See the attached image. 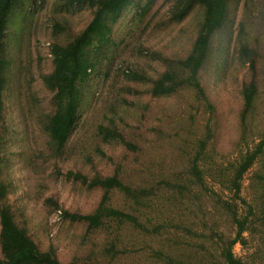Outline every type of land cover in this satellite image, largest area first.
<instances>
[{
	"label": "trees",
	"instance_id": "1",
	"mask_svg": "<svg viewBox=\"0 0 264 264\" xmlns=\"http://www.w3.org/2000/svg\"><path fill=\"white\" fill-rule=\"evenodd\" d=\"M42 1L45 0H0V264H62L53 252L41 251L27 226L19 221L9 199L10 185L2 176L4 170L11 168L17 154L8 143L13 137L10 135L13 115L7 111L6 104L11 100L7 93L19 76L7 45L9 27L16 18L26 16ZM134 2L53 1L52 11H49L52 68L47 74L40 75L47 96L43 99L46 107L38 116L39 128L48 146L46 157H43L45 169L63 166L61 164L67 159L64 155L76 153L71 137L79 120L80 108L92 87L94 75L102 71L103 61L109 58L108 54L113 49L116 25ZM167 3L172 22L185 20L195 8L202 13L190 51L180 59H172L143 45L139 54L144 58H158L159 61H153L158 64L161 60L164 69L150 72L146 67L134 66L125 72V77L148 83V93L153 97L192 89L212 109L200 75L213 54L216 35L227 20L229 0H168ZM82 7L89 11L88 21L82 29L76 30L63 15ZM243 32L242 27L240 33ZM239 43L242 44L238 63L248 66L255 75L260 52L249 43ZM153 71H157V75H153ZM119 93L101 109L104 118L96 126V136L104 146L122 145L129 152H137L134 140L128 135L131 128L121 126L115 116ZM137 93L141 94L140 91ZM242 99V143L249 137H253V142L246 144V149L234 162L225 165L209 160V134L212 130L208 127L206 138L197 140L198 143L191 142L189 138L183 141L179 148L187 151L181 155L179 168L175 166L167 172H154L142 186L127 182L120 166H116L114 173L98 172L93 176L68 171L69 179L101 191V200L91 213H71L52 197L47 198L45 204L61 212L63 219L71 225L84 226L86 238L95 233L105 234L103 253L116 258L129 254L135 260L131 264H247L234 253L238 243H246L245 234L259 232L264 244V219L259 216V207L241 196L246 174L264 156V130L257 126L260 87L256 75L243 85ZM123 102L127 103V100L123 98ZM98 152L104 153L103 150ZM256 180L261 197L264 195L262 171L255 175L253 181ZM42 183L44 185H37L38 194L39 190L42 194L48 190L44 180ZM115 192L125 199L120 208L111 204ZM206 200L211 205L204 207ZM243 206L248 208L246 213ZM221 223L231 231L222 229Z\"/></svg>",
	"mask_w": 264,
	"mask_h": 264
},
{
	"label": "rangeland",
	"instance_id": "2",
	"mask_svg": "<svg viewBox=\"0 0 264 264\" xmlns=\"http://www.w3.org/2000/svg\"><path fill=\"white\" fill-rule=\"evenodd\" d=\"M53 1L40 2L26 16L16 18L9 27L7 45L19 76L7 93L11 98L6 104L7 111L13 115V131L10 133L13 137L8 143L17 154L11 168L4 170L2 176L10 185L9 199L19 221L27 226L41 251L53 252L62 264H131L135 260L129 254L116 258L103 253L105 234L95 233L86 238L84 226L65 221L61 212L45 204L46 199L54 198L71 213H91L101 200V191L69 179L68 171L93 176L98 172L114 173L116 166H120L127 182L142 186L154 172H167L175 166L179 168L181 155L187 151L179 148L183 141L206 138L209 128L212 130L209 134V160L225 165L234 162L246 149V144L253 142V137H249L242 143L241 113L243 85L255 75L260 87L257 126L264 130V0H229L227 20L216 35L213 54L200 75L212 109L192 89L153 97L148 93V83L125 77V72L134 66L146 67L150 72L164 69L161 60L158 64L153 61H159L158 58H144L139 54L143 45L172 59L188 54L202 19L199 8H195L185 20L172 22L168 0H135L116 25L109 60H104L102 71L94 75L92 87L80 108L79 120L71 137L76 153L64 155L67 159L61 164L63 166L45 169L43 157H46L48 146L39 128L38 116L46 107L43 99L47 96L40 75L47 74L52 68L49 11H52ZM150 1L153 3L149 4ZM146 5V12H143ZM63 16L80 30L88 21L89 11L84 7L76 8ZM242 27L243 35L240 33ZM240 41L249 43L252 48L257 47L260 52L255 75L248 66L238 63ZM153 75H157V71H153ZM118 92L115 116L121 126L131 128L128 135L134 140L137 152H129L122 145L104 146L96 136V126L104 118L101 109ZM261 171L264 174V156L246 174L241 196L254 201L259 207V216L264 219V195L260 197L259 184L257 180L253 181ZM42 180L48 190L44 194L39 190L38 194L36 188L44 185ZM124 202L122 194L113 193L111 204L114 207L120 208ZM210 205L208 200L203 204L204 207ZM242 210L246 213L248 208L243 206ZM221 224L222 229L231 231L225 223ZM245 238V244L238 243L234 247L235 255L247 264H264V244L259 232L246 233Z\"/></svg>",
	"mask_w": 264,
	"mask_h": 264
}]
</instances>
